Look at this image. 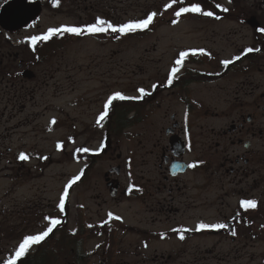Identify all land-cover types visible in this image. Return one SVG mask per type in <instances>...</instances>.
<instances>
[{"label":"flooded vegetation","instance_id":"obj_1","mask_svg":"<svg viewBox=\"0 0 264 264\" xmlns=\"http://www.w3.org/2000/svg\"><path fill=\"white\" fill-rule=\"evenodd\" d=\"M63 1L78 14L96 8L95 3L83 5L87 0ZM46 5L55 6L57 0H0V101H5L0 117L8 112L10 119L16 118L25 113L28 104L42 105L44 84L50 76L49 70L39 68L52 56L48 53L53 45L46 40L33 46L31 37L43 36L52 28L32 35L24 31L35 24ZM238 14L241 26L248 27L250 34L236 54L219 57L208 46L190 47L177 65L176 86L170 92L177 95V105L183 109L169 115L167 141L158 138L147 151L155 157L156 171L145 157L140 172L133 167L123 187L115 177L121 174V165L110 167L103 174L112 198H98L93 206L81 202L73 217L69 199H63V210L42 196L22 209L17 204L11 209L0 204V215L17 219L14 231L6 229V216L1 222L0 264H7L18 249L7 246L6 239L21 233L39 234L51 226L52 219L61 223L17 264H264V0H239ZM73 35L65 32V40H73ZM229 60L232 63L226 65ZM29 80L33 86L24 85ZM224 80L228 82L223 87V108L210 110L195 95L193 85ZM15 84L20 86L13 89ZM44 114L43 109L29 111L14 127L32 123L35 134H47L53 131L54 118L41 124L37 120ZM206 115L212 119L198 121L201 133H193V122L195 125ZM12 132H1L0 143ZM2 149L0 158L5 155ZM193 163L194 168L190 167ZM15 169L19 175L21 167ZM84 170L79 183L84 180ZM118 195L126 197L116 199ZM244 200H255L257 206L245 208ZM53 209L57 213L50 216ZM27 212L31 217H21ZM41 217L48 218L45 227L28 232ZM201 223L228 227L197 230ZM181 229H191L183 232L184 239L174 231Z\"/></svg>","mask_w":264,"mask_h":264},{"label":"rangeland","instance_id":"obj_2","mask_svg":"<svg viewBox=\"0 0 264 264\" xmlns=\"http://www.w3.org/2000/svg\"><path fill=\"white\" fill-rule=\"evenodd\" d=\"M169 2L87 0L83 5L95 3L96 8L79 14L70 3L65 4L63 0H58L55 6L44 7L35 24L24 31L28 35L42 33L47 28L95 22L97 18L119 25L145 19L152 12L158 15L147 29L133 35L122 34L118 37L121 39L119 41L109 35L112 32H86L73 37V40L55 41L51 53H48L52 56L39 68V71L49 70L48 76L51 77H48V84H44L45 95L40 100L42 105L35 108L28 104L25 111L43 109L45 114L37 121L45 124L53 117V131L35 134L32 123L14 127L25 113L10 119L6 112L4 117H0V134L7 129L14 131L5 142L0 143V150L3 148L2 151H5V155L0 158V204L7 209L17 204L22 209L36 196H42L43 199H52L53 207L57 208L62 199H69V214L73 217L77 215L78 204L81 202L93 206L98 198H112L103 174L110 167L121 165V174H115V177L122 182L123 187L133 167L140 172L143 158L149 159L150 167L156 171L153 165L155 157L147 155V151L158 138L162 142L167 141L165 127L169 124V115L177 113V109L181 113L183 109L182 105H177V95L170 92L176 84H169L180 53L190 47L205 45L219 57L230 56L237 53L241 42L248 40L250 34L248 27L241 26L239 0H192L201 3L204 11H211L214 15L188 13L177 17V21H174V10L164 7ZM184 6H187V0ZM162 11L168 13L162 14ZM39 26L41 29H38ZM227 82L224 80L217 84L193 85L194 93L210 110H221L226 95L223 87ZM33 83L29 80L24 85L33 86ZM19 86L15 84L13 89ZM141 88L148 94L143 95L144 99L136 101V111L126 114V118L132 122L130 125L115 132L109 131L114 119L112 113L115 109L121 110L120 100L111 105L112 111L107 123H100L99 118L105 111V105L114 93L139 97L142 95L139 92ZM4 102L0 101V109ZM211 119V116L206 115L195 120L192 132L199 135L201 128L198 121L207 123ZM102 145L103 151L96 156L86 153L84 158L78 151L80 148H88V152L96 151ZM21 153L26 154L28 159H20ZM128 158H132L131 162ZM16 167H21L19 175ZM83 167L86 168L84 180L73 184L67 191L69 195L65 197L67 184L80 174ZM125 197L118 195L116 199ZM5 216L0 215V225L4 223ZM21 217L29 218L31 215L27 212ZM47 219L41 217L27 231L31 233L42 230ZM16 221L15 217L9 219L6 216V229L14 231L12 226ZM69 226L72 227V222ZM25 235L21 233L11 240L6 239V242L9 241L7 246L17 249Z\"/></svg>","mask_w":264,"mask_h":264},{"label":"snow or ice","instance_id":"obj_3","mask_svg":"<svg viewBox=\"0 0 264 264\" xmlns=\"http://www.w3.org/2000/svg\"><path fill=\"white\" fill-rule=\"evenodd\" d=\"M6 3L7 0H4ZM58 2V0H57ZM185 0H170L169 3L165 4L164 7L165 9H173L175 12V16L180 17L184 14L188 13H202L206 16H213L214 13L211 11H204L203 8L201 7V3L199 2H192V0H187V6H184ZM217 7H220V5H217ZM178 9V10H177ZM227 11L228 9H224ZM158 15L157 12H152L145 19H139V20H132L127 23L123 24H113L111 21L103 19V18H97L95 23L85 25L82 27H76V26H64L63 28H52L49 29L48 33L43 35V36H33L31 37V41L33 46H35L37 41H46L49 40L53 35H56L59 32H67V33H72L75 35H81L84 34L85 32L89 34H95V33H102V32H118V33H132L137 30H142V29H147L152 23L154 18ZM261 31H264V29H261ZM203 52V50H200ZM249 52L252 51V49H248ZM259 51V49H257ZM188 55L187 52H182L180 53V59L176 61V64L179 65L182 63L184 57ZM240 57H236V59H239ZM226 65L232 63V61H225L224 62ZM178 69L173 68L172 69V75L175 76L177 73ZM139 92L142 94L139 97H128L125 96L124 94L117 92L114 93L109 99L107 104L105 105V111L103 114L100 116V120H103L107 115L108 111L107 108L112 104L113 101L115 100H125V99H139L143 98V95H147L148 93L145 92V89L141 88L139 89ZM99 122V121H98ZM52 123H55V119H53ZM80 152H88V148H80L78 149ZM20 159L26 160L28 159V156L24 153L20 154ZM190 167H196V164L193 163L190 165ZM80 179V176L77 175L73 177V179L69 182L68 188H71L73 184H75L78 180ZM68 192L65 190L64 196L67 197ZM242 205L245 208H255L257 206V202L255 200H244L242 201ZM65 207L63 199L61 200L60 203V208L63 210ZM109 215H112L109 213ZM116 219H120V217H116ZM61 221L59 219H52L51 220V226L48 227L45 231L36 234V235H27L23 238L22 243H20L15 256L7 261V264H17V261L20 260L22 257L25 256L26 253H28L29 249L36 244H40L42 241L45 240L49 236L50 233H52L53 229L59 225ZM227 224H206V223H201L198 226L197 230L200 229H223L227 228ZM174 231H179L180 232V239H184L183 232L184 231H191V229H181V230H174ZM232 235H236V232L233 231Z\"/></svg>","mask_w":264,"mask_h":264},{"label":"trees","instance_id":"obj_4","mask_svg":"<svg viewBox=\"0 0 264 264\" xmlns=\"http://www.w3.org/2000/svg\"><path fill=\"white\" fill-rule=\"evenodd\" d=\"M162 12H161L162 14L168 13L166 11H162ZM174 21H177V16H175V15H174ZM140 31L141 30H137L135 32L127 33V34H125V33H118V32H112L109 35H112L114 40L117 39V41H119L121 39H119L118 37H120L122 34H125V35H133V33L140 32ZM108 32H111V31H108ZM108 32H102V34H106ZM60 42H62V41L60 40ZM135 104H137V102L134 101V100L120 101V103H119V107L120 108L119 109H121V110H116L115 109V111L111 115V117L112 118L114 117V119H112V123L110 125L111 127L109 128L110 129L109 130L110 132H115L117 129L119 130V129L126 128L128 125H130L132 123L131 120H129V119L126 118V114L128 112H131V111H136L137 107L135 106ZM117 107H118V105H117ZM116 112H117V114H116ZM115 114H116V117H115Z\"/></svg>","mask_w":264,"mask_h":264},{"label":"water","instance_id":"obj_5","mask_svg":"<svg viewBox=\"0 0 264 264\" xmlns=\"http://www.w3.org/2000/svg\"><path fill=\"white\" fill-rule=\"evenodd\" d=\"M39 10H40V9L38 8L37 13H39ZM173 141H174L175 144H177V139H176V138H175ZM116 188H117V184L114 186L113 189H116Z\"/></svg>","mask_w":264,"mask_h":264}]
</instances>
